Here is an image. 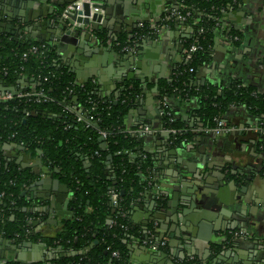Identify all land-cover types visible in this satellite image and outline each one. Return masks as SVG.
Listing matches in <instances>:
<instances>
[{
  "label": "crops",
  "instance_id": "1",
  "mask_svg": "<svg viewBox=\"0 0 264 264\" xmlns=\"http://www.w3.org/2000/svg\"><path fill=\"white\" fill-rule=\"evenodd\" d=\"M31 1L42 6L40 8H52V14L48 13L47 17L42 16L40 19L32 18L31 23L21 25L13 20V25H19L20 28L16 38L24 40L22 37L30 35V39L25 41L36 42L39 30H30L32 24L41 19L52 21L59 18L58 8L67 0ZM15 2L19 5L14 6ZM29 2L30 0L1 1L0 22L7 23L5 19L2 20L6 12L14 14L16 9L26 10L20 5ZM89 2L99 6L97 10L101 17L97 24L104 38L99 40L98 45L88 42L87 47L81 50L78 45H68L69 52L66 57L61 56L62 63L70 65L69 69L74 76L78 72L80 78L85 79L84 83L90 82L101 98L116 97L124 82L136 80L141 83V93L129 109L125 123L129 129H146L141 135V149L153 155L156 184L131 207L129 218L142 229L147 224L150 225L156 239H163L166 243L164 249L158 251L165 254L163 256L138 240H133L129 244L125 264H186L192 257L202 262L201 264H264V176L258 170L264 153L258 152L253 146V140L260 132L254 125V117L250 113L246 114L243 108H231L226 113V120L229 127L235 130L227 138H219V135L211 133H198L193 141L185 143L184 148L174 149L169 133L163 129L161 101L157 99V90L159 82L169 80L177 65L184 61L183 42L192 34L191 28L178 21L168 26L158 38L145 39L133 53V62L128 65H122L121 61L123 58L125 61V55L130 52H123L116 46L119 45L117 39L120 35L133 37V32L140 23L157 24L175 0ZM45 12L44 9L43 13ZM93 12L91 10L88 20L96 23V20L92 21ZM53 25L56 26L52 23L51 28ZM235 26L243 36L240 45H234L233 40L224 32ZM217 29L219 30L214 32L209 51V60L199 70L194 84L199 86L210 82L226 86L239 81L243 86L263 94L264 0H244L239 8L223 11ZM83 30L86 29L80 28V31ZM92 32V36L96 37ZM46 34L47 32L42 35ZM102 47L106 50L101 49ZM116 56H120V60ZM129 74L132 78L127 79ZM169 105L185 116L189 111L179 98H170ZM12 143L9 140L0 143L1 158L7 165L13 164L18 169H27L34 174V179L24 189L28 191L25 199L38 213V217L31 222L35 231L43 236H53L61 230L63 221L69 217L70 213L66 212L69 210L70 189L62 191L59 186L54 188L51 183L34 186L36 182L49 177V169L41 165L39 155L31 153L28 148L18 150ZM25 154L28 157H24ZM237 173L245 174V181H236L229 176ZM223 174L225 178L221 180ZM206 178L215 183L213 193L211 189L204 188ZM243 186L247 191H240ZM65 200H68L66 209ZM50 204H53V215L47 209ZM246 224L247 229L244 228ZM233 230H246L252 234V238H240L237 241L231 237L228 243L224 236ZM148 231L150 232L147 230L146 235ZM39 243L42 242L33 244ZM17 246L18 252L23 253L26 259L38 257V260L44 261L51 255L56 257V252L44 254V251L54 250L50 246L38 248L39 253L24 246L23 242ZM32 252L36 257L27 256ZM16 258L15 250L9 246L0 247V264L10 261L25 263Z\"/></svg>",
  "mask_w": 264,
  "mask_h": 264
},
{
  "label": "trees",
  "instance_id": "2",
  "mask_svg": "<svg viewBox=\"0 0 264 264\" xmlns=\"http://www.w3.org/2000/svg\"><path fill=\"white\" fill-rule=\"evenodd\" d=\"M243 1L175 0L171 4L172 9L185 16L183 23L192 30L183 42V57L190 44L200 47L189 54L188 60L177 65L169 80L158 84L163 129L177 131L169 134L174 149L184 148L185 143L193 141L203 130L217 127L215 119L229 127L226 113L231 108H243L256 120L255 127L264 129V93L245 87L239 81L226 86L210 82L194 84L199 70L209 60L221 13L239 8ZM69 4V1L61 4L58 14L62 15ZM177 22L170 19L166 23L171 26ZM148 27L147 22L143 23L131 38L120 35L117 49L131 45L134 40L140 44L151 38ZM92 31L97 40L104 38L99 30ZM224 32L234 45H240L241 32L233 29L230 33ZM32 47L38 48L39 53H30ZM24 53H28L26 57ZM62 62L55 46L0 34V81L15 85L17 93L41 92L48 98L38 102L34 95L14 96L0 101V143L9 140L39 155L41 165L66 184L71 193L70 214L61 230L53 236H43L34 230L31 222L38 213L24 210L30 209L31 203L21 195L34 174L13 164L5 166L0 155V238L16 245L41 241L58 250L56 257L31 264H125L133 240L141 244L144 240L153 244L160 241L150 225L142 229L129 218L131 207L156 184L153 155L141 149L143 136L135 133L137 127L129 129L125 123L142 86L136 80L124 82L116 97L101 98L90 82L76 83L70 66ZM24 77L29 81L21 86L18 81ZM170 98H179L188 107L186 116L169 105ZM262 131L253 140V146L264 153ZM102 132L106 136H102ZM38 151L41 154H37ZM258 170L264 172V158ZM229 176L245 181V174ZM112 193L118 196L116 205L110 199ZM147 230L153 235L152 239H147ZM234 231L239 230L226 235L228 243ZM201 263L197 259L186 262Z\"/></svg>",
  "mask_w": 264,
  "mask_h": 264
},
{
  "label": "water",
  "instance_id": "3",
  "mask_svg": "<svg viewBox=\"0 0 264 264\" xmlns=\"http://www.w3.org/2000/svg\"><path fill=\"white\" fill-rule=\"evenodd\" d=\"M1 1H2V3L4 2V0H0V2ZM67 1L72 3L75 0H67ZM13 5L15 6V5H19V4L17 2H15ZM20 6L22 7V9L25 7L26 10H18V9H16L13 12L14 14H9L8 12H6L5 15H4L5 17H2V20L5 19V21L7 23H1L0 22V34L10 35V36L14 37L15 39H18L16 37L18 35L17 33L20 32V28H19V25H15V26L13 25V20H17V22L21 25V24H25V23H31V21L33 20L32 18L40 19L42 16L43 17L44 16L47 17L48 13L52 14V12H53L52 8L46 7V8H44L46 10V12L43 13L44 9L40 8L42 6H37L31 0H30L29 3H26L25 5L21 4ZM94 8L99 9V6L96 5V4H93V3L91 4L90 2L84 3L83 6H82V11L81 12L79 11L77 13H73V14H68L67 15L69 20L63 18L62 15H60L59 18H55L52 21L47 20V19H44V20L41 19L39 22H36V23L32 24L30 30H32V29H38L39 30V37L35 39L36 42H38V43L46 42L47 45L55 46L57 48V51L59 52V55L62 56V57H66L67 56V52H69L68 45H72V46H77L78 45V49L81 50V49L87 47V43L88 42H91L92 44L95 43L97 45L100 42L99 40L96 39V37L92 36L90 31H88V30L80 31V28H77V27L73 26V24H72V21H74L76 23L83 24L84 26H87V25H89L91 23L90 27L92 28V30H98L97 22H99L101 16L98 13H93L92 14V18H93L92 21L96 20V23H92V22H90L88 20V17L91 15V10L94 9ZM16 11H18V12H16ZM52 23H55L56 26L53 25L52 28H51ZM232 29L236 30L237 27L235 26ZM225 31H226V33H230L231 28L225 29ZM46 32H47V34L43 36L42 34L43 33L45 34ZM22 38H24V40L28 41L30 39V35H28L27 38H25V36L22 37ZM88 40H90V41H88ZM101 49H105V48L102 47ZM99 51H100L99 53H102L101 50H99ZM96 52H98V51H96ZM133 55L134 54L132 52L127 53L125 55V61H124V58H123L122 59L123 61H121V64L122 65H128L129 63H132L133 62V58H134ZM116 57L118 58V60H120V56H116ZM111 58H112V55L110 56V59ZM65 65L70 66L69 64H65ZM75 74H76V76H75L76 83L83 84L85 82V79L84 78H80L78 72H76ZM130 78H132V75L129 74L127 79H130ZM20 81H21V84L24 85V83H27L29 80L24 77V78L20 79L18 82L20 83ZM30 81H32V79ZM6 91H9V92H11L14 95L16 93L15 85H5L2 81H0V92H6ZM219 136H220L219 138H227L229 136V134H220ZM227 143H229V142H227ZM12 145L18 150L24 151L26 149V147H24L22 145H18V144H15V143H12ZM37 154H41V152L38 151ZM24 157H28L27 154H25ZM108 159H110V157H108ZM38 164H40V161H38ZM5 166H7V164H5ZM196 177L199 178V176H196ZM221 177H222L221 180H224V178H225L224 174ZM49 183H51L54 188H55V186H59L60 187L59 190L61 189L62 191H68V187L66 186V184L61 183L59 181V179H57V178H53L52 174H49V177L47 179L40 180L39 182H36V184H34V186L38 185V184L47 185ZM214 184L215 183L211 182L209 180V178H206L205 187L204 188L205 189H211L212 193H213V190L216 188V186ZM220 184H222V183H219V184L217 183V185H220ZM240 191L245 192V191H247V189H246L245 186H243L240 189ZM68 192H70V191H68ZM27 193H28V191L26 192V190H25V191H23L21 193V195L22 196H26ZM67 204H68V200H65V206H64L65 209L67 207ZM49 206H50V209H49ZM49 206H47V209L49 210V214L53 215L52 212H51L53 204H50ZM24 210H28L30 212L36 211L35 209H32V208L24 209ZM44 210H46V207L44 208ZM67 211L68 212H66V213H70V210H67ZM65 220H67V219H65ZM247 227H248L247 224L244 225V228L247 229ZM244 231H246V230H244ZM248 234H249V236L247 238H245V239L252 238V234H250V233H248ZM224 238H225V241H226L227 240V236L225 235ZM239 239L240 238H236L235 240L238 241ZM23 245L26 246L27 248H33L35 251H37L35 253H39L38 252V248H45L46 247L45 243H39L37 245V244H33L30 241L23 242ZM1 246L2 247L9 246L10 249L15 250L16 251V257H17L16 259L20 260V261H24L25 264H31V263H34V262L41 261V260L37 259L38 257H36V254L34 252H32L31 255H27V256L28 257H36L35 259H32V258H30V259L27 258L26 259V257H24L23 253L18 252V250H17L18 246L16 244H14L11 240H5V239L0 238V247ZM261 246H263V244H261ZM52 252L55 253V252H58V250L55 249V250H53L51 252L44 251V254L51 255ZM156 254L165 256V254H163V253L156 252ZM49 259H52V255L48 257V260Z\"/></svg>",
  "mask_w": 264,
  "mask_h": 264
},
{
  "label": "built area",
  "instance_id": "4",
  "mask_svg": "<svg viewBox=\"0 0 264 264\" xmlns=\"http://www.w3.org/2000/svg\"><path fill=\"white\" fill-rule=\"evenodd\" d=\"M89 0H75L74 2L70 3L68 5V7L65 9L64 13L62 14V17L69 20V18L67 17L68 14H73V13H77V12H81L82 11V6L84 3H88ZM95 11V12H93ZM92 12L93 13H99V10H97L96 8L92 9ZM189 13H186V15H188ZM170 19H173L174 21L178 20V21H184L185 20V16H181L177 11H175V9H172V7H170V9L167 10V12L163 15V17L161 18V20L153 25V24H149V36L156 39L158 38L162 32L169 26L167 25V21L170 20ZM72 24L73 26L77 27V28H85L86 30L90 31L91 32V28L88 27L89 25L87 26H84L83 24H80V23H76L74 21H72ZM143 27V23H140L138 25V28H141ZM139 44L137 43V40H134L133 43L131 45H125L124 47L121 48V51L123 52H132L134 53L137 48H138ZM200 49L199 46H197L195 43H192L188 46V49L185 50V57L184 60H188L190 58V53L191 52H194L196 50ZM30 53H34V54H38L39 53V50L38 48L36 47H32L30 48L29 50ZM28 53H24L23 54V57H26ZM192 71V70H190ZM35 96V100L36 101H46L48 100V98L43 95L41 92L40 93H36V94H31V93H26V94H21V93H15L14 95L9 92V91H6V92H0V101H7V100H10L12 99L14 96L16 97H23V96H28V97H31V96ZM168 114V113H167ZM217 121V127L215 128H210V129H205L204 132L205 133H211L213 134L214 136H218L220 134H229L231 133L232 131L235 130V128H230V127H227L224 125L223 122H218L217 119H215ZM261 130H263L262 132H264V129H259V131L261 132ZM166 132H168L169 134H176L177 131L174 130V129H170V130H165ZM146 132V129H142V128H138L137 130H135V133L138 135V136H141L142 134H144ZM102 136H106V133L105 132H102L101 133ZM110 199L112 201V204L116 205L117 204V199H118V196L116 193H112L110 195ZM149 240L153 238V235L148 231V234L146 235ZM249 236L248 232L244 231V230H239V231H234L232 233V237L233 238H247ZM143 244L148 246V248L152 251H161L164 249L166 243L165 241L161 240L158 242V244H153L147 240H144L143 241ZM113 256L117 257L118 254L117 253H113ZM189 260H194V258H189L187 261ZM186 261V262H187Z\"/></svg>",
  "mask_w": 264,
  "mask_h": 264
},
{
  "label": "flooded vegetation",
  "instance_id": "5",
  "mask_svg": "<svg viewBox=\"0 0 264 264\" xmlns=\"http://www.w3.org/2000/svg\"><path fill=\"white\" fill-rule=\"evenodd\" d=\"M261 175L264 174V172L260 173ZM38 242H41V241H38Z\"/></svg>",
  "mask_w": 264,
  "mask_h": 264
}]
</instances>
